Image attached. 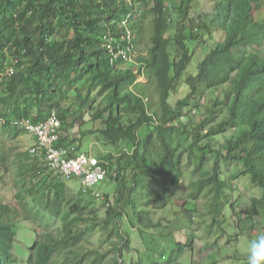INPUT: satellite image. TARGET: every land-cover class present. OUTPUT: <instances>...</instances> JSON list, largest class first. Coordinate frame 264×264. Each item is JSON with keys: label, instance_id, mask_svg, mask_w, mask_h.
<instances>
[{"label": "trees", "instance_id": "16d2710c", "mask_svg": "<svg viewBox=\"0 0 264 264\" xmlns=\"http://www.w3.org/2000/svg\"><path fill=\"white\" fill-rule=\"evenodd\" d=\"M216 1L211 20L201 0H0V79L6 62L17 70L0 92V111L8 120L0 126V170L15 163L9 143L25 133L12 119L44 118L57 108L65 132L71 108L63 101L75 99L82 124L89 106L96 109L92 120L102 122L95 132L81 135L98 133L101 144L114 150L95 156L109 173L118 174L116 204L123 210L130 206L131 228L145 242L173 235L174 247L155 251L151 257L157 262L151 264H183L196 239L189 232L178 241L172 221L153 217L177 196L187 168L198 178L190 182L179 220L192 223L199 209L216 220L237 189L238 174L226 178L221 161H238L261 194L240 211L229 207L238 216L235 225L243 233L264 231V0ZM127 25L136 44L148 28L153 33L139 66L135 59L122 62L123 54L112 61L108 55V35L128 45ZM209 42L213 48L191 72L195 49ZM144 67L160 88V115L151 112L154 101L137 82L135 71ZM183 85L188 92L174 100ZM62 137V144L81 150L82 138ZM20 160L16 201L0 200V264H147L144 252L132 254L133 234L120 211L108 207L101 217L94 201L71 194L56 177L40 172L35 158ZM206 190L212 195L201 203ZM39 223L46 229L40 231ZM26 227L27 248H19L18 236ZM14 249L27 257L21 260Z\"/></svg>", "mask_w": 264, "mask_h": 264}, {"label": "rangeland", "instance_id": "374dc122", "mask_svg": "<svg viewBox=\"0 0 264 264\" xmlns=\"http://www.w3.org/2000/svg\"><path fill=\"white\" fill-rule=\"evenodd\" d=\"M202 8L205 10L204 2H200ZM261 16L264 17V10L261 12ZM173 30V28H172ZM171 30V31H172ZM148 34L143 39V46L145 50L144 55L147 54V42L149 37L153 34L152 30L148 28ZM192 47L195 46V42L191 43ZM213 42H209L203 49H198L193 54V62L189 67L191 72H195L197 70L198 63L202 60V58L210 52L213 48ZM140 50V49H139ZM141 51V50H140ZM138 56V53L135 52L133 58L135 59ZM145 72V71H144ZM138 81L141 82L143 89L147 93V97L149 102L154 101L153 107L151 108V112H156L157 115L161 114V108L156 102L160 98V88L158 84L155 82L154 78H150L147 76L138 77ZM77 85V84H76ZM76 85H73L71 90L69 89V96L73 97L75 94V90L77 88ZM136 86V85H135ZM137 89V88H136ZM188 92V87L183 85L179 92L175 95L174 100L177 97L183 98L184 95ZM97 94V92L95 93ZM101 97H97V102H100ZM68 100V101H67ZM63 101V107H69L70 110L66 111V118H67V131H63L65 136H68L70 140L74 138L75 140H79L78 138H82L81 140V149L84 151H91L93 155L98 156L99 153L103 155L106 153H110V148H107L105 144H101L98 138V133H92L88 136H82L81 132L85 130H98L102 126L101 120H92V114L96 109L88 110V107L84 111L83 122L82 124L80 120V116L77 115L79 109V102L74 100L67 99ZM63 110H67L62 108ZM76 116L75 120L73 118V114ZM121 118H125V114H120ZM200 119V117H199ZM84 137V138H83ZM37 140L29 133L25 134L24 136L18 137L17 139L11 141L9 145L11 147H15L16 152V161L14 164L9 166L8 170H1L0 171V178L3 181H0V199L3 200L5 203L11 204L16 201V187L14 185V180L16 179L17 167L18 163L21 162L20 158L24 162H29L31 157L27 155V150L30 146L34 145ZM98 151V152H97ZM185 164V161H184ZM209 162L208 165H210ZM221 168L224 172L226 178H229L233 174H238L237 179L234 180L235 186H237L236 190H232V196L230 197L229 204L222 207L223 209L220 210L219 213L216 214V220L213 217V213L205 212L203 209H199L196 211L197 214L194 221L188 224L185 218L179 220L176 217V214L180 210V206L183 203V198H186L188 191L190 190V182L192 180H197V174L193 173V168L191 167L189 170L188 168L185 170L186 174L184 175L183 180L181 181V187L179 188L178 192H176L177 196L171 199V203L164 209L158 210L153 214L155 220L161 218H165L171 223V229L177 230L175 235L178 236V241L184 239V235L188 234L189 232H194L196 234V239H194L193 243V251L186 249L185 258L186 260L183 261V264H246V253L248 242L250 239L254 238L257 234V231L249 230L248 232H242L238 230L235 225L236 221H238V216L236 212L231 210L232 204L235 205V210L240 211L243 207H245L248 199L251 197H258L261 194V189L257 188L250 182V178L242 172L245 171V167L242 163L238 161H232L230 163H224L221 161ZM233 177V176H232ZM30 183V180L28 181ZM70 191L74 193H78L80 190V183L76 179L67 180L64 182ZM97 190L100 192L105 193H112L110 194L113 198L114 205L111 207L116 208L115 210L120 211L123 216L122 222L128 223L130 230L132 231V254H141L144 252L143 259L147 260V264H151L154 260H156L155 255L153 258L151 254H155V251L165 252L170 250L174 247V238L167 237L162 238L161 241H157L151 237L149 242L142 241L140 234L138 233L136 228H131V224L129 223V217H132L133 214L131 213L130 206H125L124 210L120 207H117L115 203V198H117V184L114 182L111 183H101L97 187ZM231 192V190H230ZM212 193L209 191H204L200 197L201 203L207 201ZM99 202V201H98ZM97 200L95 202L97 214L101 217H105L107 214V208L103 204L98 203ZM230 205V206H229ZM125 213V214H124ZM128 216V217H127ZM189 219V218H188ZM234 222V223H233ZM23 229V228H22ZM26 231H29L28 227L24 228V230L20 231V235L18 236V242L20 244L19 248H27V243H25V234ZM169 231V229L167 230ZM30 232V231H29ZM29 234V233H28ZM240 234V235H239ZM100 238V233L94 235L91 238V245L95 246L98 243ZM177 238V237H176ZM32 240V239H31ZM30 240V241H31ZM177 242V241H176ZM173 244V245H171ZM107 246L106 248H108ZM16 254L18 255L21 260H24L27 255L19 251L18 249H14ZM150 255V257H149ZM24 257V259H23ZM154 262H157L154 261Z\"/></svg>", "mask_w": 264, "mask_h": 264}, {"label": "clouds", "instance_id": "9594fccd", "mask_svg": "<svg viewBox=\"0 0 264 264\" xmlns=\"http://www.w3.org/2000/svg\"><path fill=\"white\" fill-rule=\"evenodd\" d=\"M201 1L204 2L205 10H208L209 15H210V19L212 20V18L214 16V13H215V4H216L217 1L216 0H201ZM125 22L129 23L128 20H125ZM122 37H124V36L122 35ZM125 37L128 39V45L127 46H123L122 43L119 42L118 40H115V38L112 35H108V44H109L108 55L110 56L111 61H112L115 58L119 57L121 54H123L124 60L122 62H124L125 61V57L129 58L131 61L134 60L133 56H134L135 52H137L138 56L135 58V61L137 63V66H139L138 65V58L141 57V56L148 55V53L144 55V52H142L145 49H143V50L140 49V47H143V40L140 41L138 44L133 42L132 31L129 28V25H127V27H126ZM148 47H149V44L147 43V48ZM147 48H146V50H147ZM16 61L18 62V60H16ZM14 68H15V63H11V64L8 63L7 64V62H6L5 77L3 75V77L0 79V92H1V90H4L6 88L7 78L16 75L17 70H15ZM140 70L137 68L135 72L137 73V82H139L141 84V82L138 81V77H143V76L150 77V76L147 75L149 73L147 72V70H145V67L140 69ZM196 112H198V111L197 110H193V113H196ZM24 118H25L26 121L30 119L29 117H24ZM47 118L48 117L46 116L44 118L34 119L33 123H37V122H40L42 120H46ZM7 123H8L7 117L4 116L2 111H0V126H4ZM12 123H13V119H12ZM62 125H61V127L59 129L60 139H59L58 142H56L55 147L57 148V147H59L61 145L74 146V145L70 144V142H67L68 144H65V143L62 144L61 143V140L63 139L62 136H65L63 134ZM19 127L25 131V133L23 135H21V136H24L25 134L29 133L37 140V142L34 145L30 146L29 149L27 150L29 156H31V157L36 159L37 156H36V154H34L32 152V149L35 148L36 145L38 144V138L29 129H26L27 127L25 125H20ZM75 147L77 149V146H75ZM78 151L90 153L91 155H93L91 153V151H84L83 149L78 150ZM93 156H95V155H93ZM45 162H46L45 159L43 161L39 162L41 164L40 172L41 171H45L46 174L50 173L52 177H56L57 180H59V181H61L63 183L65 181H67V180H72V179H76V180L79 181L80 190H79L78 193H74L73 191H70L69 188L67 187V185L64 183L71 194L76 195V196H80V197H82L83 199H86V200L91 199L92 201H94V204H93L94 208L96 207V205H95L96 200H97V202L99 201L98 203H101L100 205L103 204L106 207H111L112 205H114L113 198L110 195L112 193L100 192V191L97 190L96 187L99 184L104 183V182H107V183L114 182V183L117 184V181H116V178L118 177L117 173H109L107 168L104 167L106 169V175H105L104 179H101L98 182L93 183L91 185H85L78 178L62 179V178H59V177L55 176L53 174V172L51 170H49L45 166ZM110 176H114L115 178L111 179ZM117 188H118V184H117ZM116 191H117V189H116ZM114 199H115V203H116L117 198L114 197ZM95 210H96V208H95ZM28 224H32V222H29ZM45 229H46L45 225L39 223V230L43 231ZM188 250H190V252H192L193 251V245H192L191 249H188ZM185 253H186V251H185ZM184 260H186L185 257L183 258V261ZM246 264H264V231L260 232L254 238L249 240L248 247H247V253H246Z\"/></svg>", "mask_w": 264, "mask_h": 264}, {"label": "built area", "instance_id": "2783aa9c", "mask_svg": "<svg viewBox=\"0 0 264 264\" xmlns=\"http://www.w3.org/2000/svg\"><path fill=\"white\" fill-rule=\"evenodd\" d=\"M24 125L38 138V144L32 149L34 154L49 146L45 166L55 176L62 179L78 178L85 185L105 178L106 169L98 157L78 151L75 146L55 147L60 139L59 129L62 125L57 111H52L46 120L37 123L28 121Z\"/></svg>", "mask_w": 264, "mask_h": 264}, {"label": "bare ground", "instance_id": "6f19581e", "mask_svg": "<svg viewBox=\"0 0 264 264\" xmlns=\"http://www.w3.org/2000/svg\"><path fill=\"white\" fill-rule=\"evenodd\" d=\"M52 111H57L58 112V116H59V110L57 109V108H54V109H52L51 111H50V113H49V115L51 114V112ZM49 115L47 116V117H49ZM59 118H60V116H59ZM60 120H61V118H60ZM28 121H30V122H32L33 123V120H32V118H30L29 120H25V118H20V119H17V118H15V119H13V124L15 125V126H20V125H24V123L25 122H28ZM61 122H62V120H61ZM26 129H28V128H26ZM48 151H49V146H46V147H44L39 153H37L36 154V160L38 161V162H41V161H43L46 157H47V155H48Z\"/></svg>", "mask_w": 264, "mask_h": 264}]
</instances>
